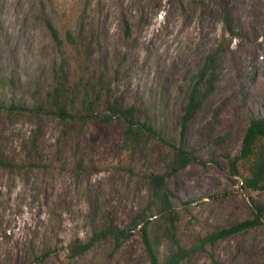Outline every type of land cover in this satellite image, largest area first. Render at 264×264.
Masks as SVG:
<instances>
[{
	"label": "rangeland",
	"instance_id": "1",
	"mask_svg": "<svg viewBox=\"0 0 264 264\" xmlns=\"http://www.w3.org/2000/svg\"><path fill=\"white\" fill-rule=\"evenodd\" d=\"M228 7L232 32L222 0H0V158L23 167L0 168V264H151L138 231L120 246L101 242L71 256L106 213L122 229L146 207L148 178L163 172L171 153L158 142L125 146L116 121L75 122L69 131L35 114L63 61L71 84L101 73L111 101L148 106L163 136L179 144L185 92L217 54L216 91L185 141L197 159L169 180L177 239L189 248L255 215L264 220L256 207L264 208V191L245 184L252 159L237 161L236 171L229 160L241 154L251 119L264 117V0ZM93 97L105 114L107 97ZM183 264H264V221L206 244Z\"/></svg>",
	"mask_w": 264,
	"mask_h": 264
},
{
	"label": "trees",
	"instance_id": "2",
	"mask_svg": "<svg viewBox=\"0 0 264 264\" xmlns=\"http://www.w3.org/2000/svg\"><path fill=\"white\" fill-rule=\"evenodd\" d=\"M230 0H222L224 20L230 32L233 31V20L228 7ZM50 34L56 44L61 45L58 30L50 20L46 22ZM69 41L75 43L69 35ZM88 49V48H87ZM86 52H91L86 50ZM63 61L60 71H54L52 87L47 90L39 104L34 108L35 114L48 113L60 120L65 129L70 131V124L75 122H118L122 128L124 145L140 149L152 142L162 143L171 153V158L165 164L163 172L152 173L148 178L149 201L146 207L137 212L125 228H119L110 214L103 216V226L93 228L89 241L77 242L71 247V256H82L101 242H114L120 246L122 242L130 240L135 231L141 235L145 250L151 264H183L184 261L198 250H203L206 244H213L238 231L262 224L260 215L228 229H220L205 236L202 240L187 248L177 239L178 211L174 205L177 195L170 189L169 180L188 165L196 161L195 154L185 142L190 133L193 119L201 111L206 101L215 93L216 85L221 75V59L217 54L209 55L204 65L192 77V85L185 92L186 103L178 124L177 132L179 144L171 142L163 136L161 128L156 125L154 118L149 114L148 106L144 104H119L111 101L110 86L101 73H86L84 83L71 84L69 71L65 70ZM83 78V79H84ZM97 97H107L106 113L101 114L96 108ZM103 115V116H102ZM38 134L33 136L31 144L36 145ZM175 139V138H174ZM250 177L245 179L247 187L253 190L264 191V117L255 116L251 119L243 141L242 152L231 159L230 163L236 171V162L250 160ZM0 168L18 169L23 167L0 158ZM257 209L264 211L258 203ZM166 246V252L161 249Z\"/></svg>",
	"mask_w": 264,
	"mask_h": 264
}]
</instances>
